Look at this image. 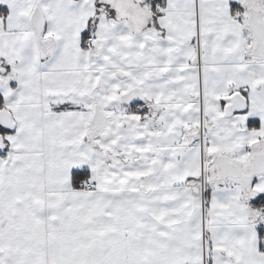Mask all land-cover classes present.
I'll return each mask as SVG.
<instances>
[{"label":"snow or ice","instance_id":"1","mask_svg":"<svg viewBox=\"0 0 264 264\" xmlns=\"http://www.w3.org/2000/svg\"><path fill=\"white\" fill-rule=\"evenodd\" d=\"M0 264H264V0H0Z\"/></svg>","mask_w":264,"mask_h":264}]
</instances>
